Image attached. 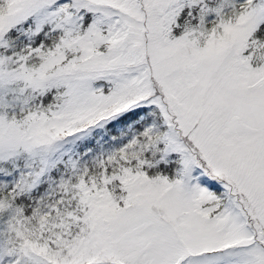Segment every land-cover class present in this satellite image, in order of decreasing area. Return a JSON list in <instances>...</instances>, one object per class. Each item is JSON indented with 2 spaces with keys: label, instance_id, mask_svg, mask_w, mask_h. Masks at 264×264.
Wrapping results in <instances>:
<instances>
[{
  "label": "snow or ice",
  "instance_id": "snow-or-ice-1",
  "mask_svg": "<svg viewBox=\"0 0 264 264\" xmlns=\"http://www.w3.org/2000/svg\"><path fill=\"white\" fill-rule=\"evenodd\" d=\"M0 264H264V0H0Z\"/></svg>",
  "mask_w": 264,
  "mask_h": 264
}]
</instances>
